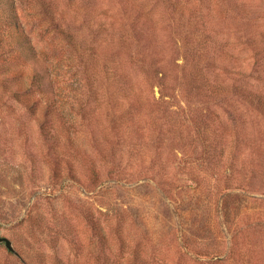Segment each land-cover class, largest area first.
<instances>
[{
  "label": "rangeland",
  "instance_id": "1",
  "mask_svg": "<svg viewBox=\"0 0 264 264\" xmlns=\"http://www.w3.org/2000/svg\"><path fill=\"white\" fill-rule=\"evenodd\" d=\"M11 1L0 264H264V0Z\"/></svg>",
  "mask_w": 264,
  "mask_h": 264
},
{
  "label": "trees",
  "instance_id": "2",
  "mask_svg": "<svg viewBox=\"0 0 264 264\" xmlns=\"http://www.w3.org/2000/svg\"><path fill=\"white\" fill-rule=\"evenodd\" d=\"M0 4H2L1 0ZM8 6L10 7V9H6L8 11L4 8L0 9V62L3 60L8 64L7 67L2 68V82H9L14 80L17 76L20 77L22 74V69L16 66V64L11 63L13 60V52H16L17 48H19V53L23 52L27 56V48L32 50L27 42H23L24 39L29 41V38L25 32L24 25L19 20L15 2L11 1ZM27 59L29 60L31 67L30 73L24 75L25 81L29 83L25 89H28L29 86L32 87V85L36 87H44L47 73L45 71L43 72L40 68L38 58H35L34 54H32L31 56L29 55ZM17 91L20 90L18 89Z\"/></svg>",
  "mask_w": 264,
  "mask_h": 264
},
{
  "label": "water",
  "instance_id": "3",
  "mask_svg": "<svg viewBox=\"0 0 264 264\" xmlns=\"http://www.w3.org/2000/svg\"><path fill=\"white\" fill-rule=\"evenodd\" d=\"M3 243L4 246L11 252H13L14 254H17V252L15 251L12 242L10 239H8L7 237H4L1 235L0 233V244Z\"/></svg>",
  "mask_w": 264,
  "mask_h": 264
}]
</instances>
